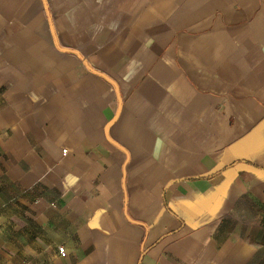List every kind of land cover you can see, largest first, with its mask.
<instances>
[{"label":"crops","instance_id":"1","mask_svg":"<svg viewBox=\"0 0 264 264\" xmlns=\"http://www.w3.org/2000/svg\"><path fill=\"white\" fill-rule=\"evenodd\" d=\"M0 264H264V0H0Z\"/></svg>","mask_w":264,"mask_h":264},{"label":"built area","instance_id":"2","mask_svg":"<svg viewBox=\"0 0 264 264\" xmlns=\"http://www.w3.org/2000/svg\"><path fill=\"white\" fill-rule=\"evenodd\" d=\"M66 152H67V149H64V153H66ZM59 249H60V251H61L62 254H64V255L66 254V249H65V247L60 246Z\"/></svg>","mask_w":264,"mask_h":264}]
</instances>
